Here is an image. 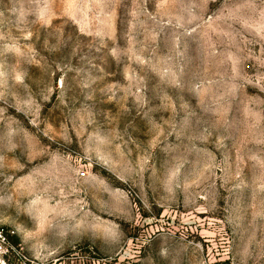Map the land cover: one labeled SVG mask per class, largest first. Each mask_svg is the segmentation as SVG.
Segmentation results:
<instances>
[{
  "label": "rangeland",
  "instance_id": "374dc122",
  "mask_svg": "<svg viewBox=\"0 0 264 264\" xmlns=\"http://www.w3.org/2000/svg\"><path fill=\"white\" fill-rule=\"evenodd\" d=\"M0 264H264V0H0Z\"/></svg>",
  "mask_w": 264,
  "mask_h": 264
},
{
  "label": "built area",
  "instance_id": "2783aa9c",
  "mask_svg": "<svg viewBox=\"0 0 264 264\" xmlns=\"http://www.w3.org/2000/svg\"><path fill=\"white\" fill-rule=\"evenodd\" d=\"M0 239H1V241H2L3 244L6 243V240L4 239V237H3V235H2L1 232H0ZM1 249H2V246H0V250H1Z\"/></svg>",
  "mask_w": 264,
  "mask_h": 264
}]
</instances>
